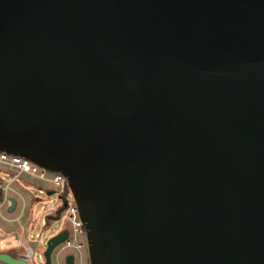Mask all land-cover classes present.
<instances>
[{"label": "water", "instance_id": "95a60500", "mask_svg": "<svg viewBox=\"0 0 264 264\" xmlns=\"http://www.w3.org/2000/svg\"><path fill=\"white\" fill-rule=\"evenodd\" d=\"M0 151L67 177L91 264H264V0H0Z\"/></svg>", "mask_w": 264, "mask_h": 264}, {"label": "built area", "instance_id": "2783aa9c", "mask_svg": "<svg viewBox=\"0 0 264 264\" xmlns=\"http://www.w3.org/2000/svg\"><path fill=\"white\" fill-rule=\"evenodd\" d=\"M1 173H6L8 175L7 177H4ZM25 174L52 184V187H47L44 185L40 186L39 191L41 193H47L48 196H53L54 194L57 193V196H56L57 205L55 206L54 210L51 213H53L54 211H58L59 209L62 208L60 216H63V215L66 216L67 221L70 224L68 228L64 227L61 230V231L67 230L68 236L65 240H63L62 242H60L53 248L52 253H51V264H54L53 259H52V254L54 251L57 250V248H59L56 254L57 264H62L61 258H60V252L62 250H67V249H73L74 251L78 252L80 264H86V260L84 257V250L88 247L86 241H84V237H86L87 235L86 227H85L84 222L81 219L78 206L69 188L67 177L63 173L46 169L36 164L29 158L24 157L22 155L12 154L6 151H0V191L3 193V199L0 201V214L2 218L7 219V220H12V221H15V220L19 221L20 219L19 217L14 218V219L6 218L2 214V208L6 207L9 211H14L17 209L18 200L14 197L13 193H16L24 198L23 192H22V184L26 186H31L29 182L25 183L24 179L22 178V176ZM59 188H62V190L57 191V189ZM11 197H13L16 200V205L13 210H10V207L12 205L11 200H10ZM37 198L38 197L35 196L34 201ZM23 212H25V203L23 206ZM48 216L45 218L43 222L44 227L48 226L47 225ZM57 220H55V222ZM30 226L31 227L33 226V221H30ZM25 234H26V229L22 227L19 241H20V244L25 247V251L21 252L19 256H16V257L26 260L29 264H33L31 262V259L35 255V249L33 248L32 245L26 244V241H24L23 239ZM40 237L41 235L37 234V238H40ZM70 254L74 256V264H76L77 259H76L75 254L69 253L67 254V256ZM42 256L44 257L46 261L45 252L43 253ZM67 256H66V264H67ZM88 264H91V263L89 262Z\"/></svg>", "mask_w": 264, "mask_h": 264}, {"label": "rangeland", "instance_id": "374dc122", "mask_svg": "<svg viewBox=\"0 0 264 264\" xmlns=\"http://www.w3.org/2000/svg\"><path fill=\"white\" fill-rule=\"evenodd\" d=\"M4 177L8 174L1 173ZM25 183H30L31 186H26L22 184L23 197L13 193L14 197L18 200V207L14 211H9L6 207L2 208V214L8 219L20 218L19 221L7 220L2 218L0 214V252H8L13 256H19V254L25 251V247L20 244V233L22 227L26 229V234L24 235V241L26 244L32 245L35 249V255L31 259L33 264H46L44 257L42 256L47 247V240L56 234H58L64 227H69L70 224L67 221L66 216H60L58 220L51 226L44 227L45 218L54 210L57 205V193L53 196H48L47 193H41L39 191L40 186L52 187V184L27 174L23 175ZM27 187V188H26ZM62 188L57 189L61 191ZM38 197L37 199L34 198ZM25 203V212H23V206ZM30 221H33V226H30ZM5 228V230L3 229ZM7 233H5V232ZM11 235H9V234ZM37 234L41 237L37 238ZM88 245L87 235L84 237ZM59 248L52 254L53 263L57 264L56 254ZM69 253H73L76 256V264H80L79 254L73 249L62 250L60 252V258L62 264H66V256ZM84 257L86 264L90 261L89 248L84 250ZM0 264H7L0 261Z\"/></svg>", "mask_w": 264, "mask_h": 264}, {"label": "trees", "instance_id": "16d2710c", "mask_svg": "<svg viewBox=\"0 0 264 264\" xmlns=\"http://www.w3.org/2000/svg\"><path fill=\"white\" fill-rule=\"evenodd\" d=\"M3 199V193L0 191V201ZM61 209H59L58 211H54L53 213H51L49 216H48V222H47V225L48 226H51L55 220H57L60 215H61Z\"/></svg>", "mask_w": 264, "mask_h": 264}, {"label": "crops", "instance_id": "0c3cea01", "mask_svg": "<svg viewBox=\"0 0 264 264\" xmlns=\"http://www.w3.org/2000/svg\"><path fill=\"white\" fill-rule=\"evenodd\" d=\"M3 229L5 230V228L3 227ZM6 252V251H5Z\"/></svg>", "mask_w": 264, "mask_h": 264}]
</instances>
